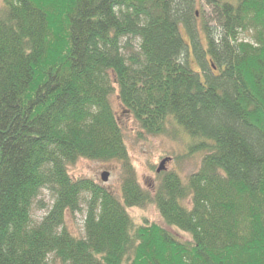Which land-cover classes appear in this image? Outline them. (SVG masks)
<instances>
[{"label": "trees", "instance_id": "obj_1", "mask_svg": "<svg viewBox=\"0 0 264 264\" xmlns=\"http://www.w3.org/2000/svg\"><path fill=\"white\" fill-rule=\"evenodd\" d=\"M2 2L0 264H264V0ZM116 91L146 131L172 120L200 140L186 181L141 186ZM81 158L121 161V196L74 179ZM83 203L80 237L66 217ZM149 203L166 227L135 223Z\"/></svg>", "mask_w": 264, "mask_h": 264}, {"label": "rangeland", "instance_id": "obj_2", "mask_svg": "<svg viewBox=\"0 0 264 264\" xmlns=\"http://www.w3.org/2000/svg\"><path fill=\"white\" fill-rule=\"evenodd\" d=\"M2 3V0H0V7ZM201 4L199 3L197 6V10H201L198 17L199 25L203 14L206 13L205 18H211L208 11L209 8L203 12ZM182 32L190 43L188 32L185 29ZM202 37L204 38V35ZM189 47V60L192 67L195 70H199L198 63L191 51L192 47ZM111 101L124 132L130 162L137 173L139 183L145 190L154 193L157 189L160 183V173L157 172V169L164 158H171L165 165V171L177 172L185 181L200 168L205 151L194 146L195 143L197 144L200 141L199 139L194 140L182 127L172 120L168 122L166 132L161 134L150 133L143 129L140 123L125 109L117 91L113 94ZM68 170L74 179H91L95 183L108 188L118 197L121 196L124 167L123 163L119 160L100 161L81 158L75 164L69 165ZM104 172L109 173V180L107 182L102 180ZM40 199L42 202L38 203L33 211L36 219H40L46 212V210L41 208L42 203L51 206L53 202L51 193L48 190L42 191ZM130 214L137 225L148 221L166 227L163 217L154 203L131 208ZM85 217V203H83L81 211L75 214L71 212L67 214L66 225L76 236L81 237L84 235ZM168 229L180 237L182 236L183 239L188 238L186 233L174 228Z\"/></svg>", "mask_w": 264, "mask_h": 264}, {"label": "water", "instance_id": "obj_3", "mask_svg": "<svg viewBox=\"0 0 264 264\" xmlns=\"http://www.w3.org/2000/svg\"><path fill=\"white\" fill-rule=\"evenodd\" d=\"M171 158H164L162 161H161V163H160V165H159V167H158V169H157V172L158 173H161V172H163V171H165L166 170V163L170 160ZM102 180L104 181V182H107L108 180H109V173L108 172H104L103 174H102Z\"/></svg>", "mask_w": 264, "mask_h": 264}]
</instances>
